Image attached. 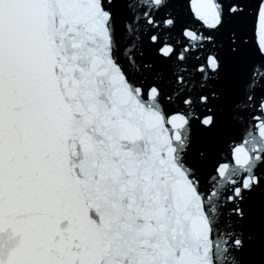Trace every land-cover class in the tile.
<instances>
[{"label":"snow or ice","instance_id":"6c2138e0","mask_svg":"<svg viewBox=\"0 0 264 264\" xmlns=\"http://www.w3.org/2000/svg\"><path fill=\"white\" fill-rule=\"evenodd\" d=\"M0 264H264V0H0Z\"/></svg>","mask_w":264,"mask_h":264}]
</instances>
